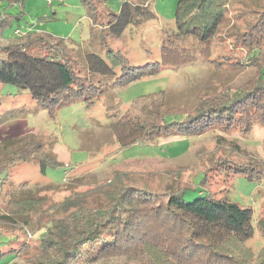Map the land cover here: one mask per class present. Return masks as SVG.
I'll return each mask as SVG.
<instances>
[{"label":"trees","instance_id":"trees-1","mask_svg":"<svg viewBox=\"0 0 264 264\" xmlns=\"http://www.w3.org/2000/svg\"><path fill=\"white\" fill-rule=\"evenodd\" d=\"M23 1H1L5 7L0 13V88L10 85L19 94L27 92L49 113L76 100L90 104L91 95L99 88L97 76L114 75L124 59H113L115 54L109 50L108 65L90 54L83 70L76 67L60 39L31 30L18 37L5 35L12 18L6 9ZM149 1H123L109 28L121 31L138 24L150 14ZM81 2L92 23L97 24L94 0ZM251 2L253 9L241 19L243 27L231 25L218 38L244 51L237 64L255 67L256 78L232 91L222 90L202 99L186 113L155 104L154 110L138 117L136 130L119 138L122 147L147 145L169 136L194 137L212 127L249 131L254 124L264 125V0ZM228 8L229 0H179L177 32L168 40L173 50L192 54L191 62L200 53L206 62L213 60L219 67L227 64L224 55L211 57L210 47L227 20ZM126 66L120 69L122 76L127 74L123 68L131 69ZM2 148V184L9 181L10 170L20 164L35 163L43 174L47 168L60 165L34 135L4 140ZM214 171L215 177L225 181L242 175L261 182L264 161H224ZM200 176L196 185L154 187L138 173H117L110 181L72 192L58 203H48L39 195L9 194L0 211V248L11 246L19 233L26 234L29 229L42 233L35 253L28 254L31 246L25 241L17 249L0 250V264H264V247L256 254L247 247L253 237L251 211L226 196L216 197L207 189L214 177L205 172ZM202 188L205 191L200 197L184 200L187 191ZM255 226L264 239V215Z\"/></svg>","mask_w":264,"mask_h":264},{"label":"rangeland","instance_id":"rangeland-1","mask_svg":"<svg viewBox=\"0 0 264 264\" xmlns=\"http://www.w3.org/2000/svg\"><path fill=\"white\" fill-rule=\"evenodd\" d=\"M123 1L127 0H94L97 24L92 23L81 0H24L6 9L12 18L5 35L18 37L31 30L60 39L77 68L85 70L90 54L109 65V50L115 54L113 59L120 61L122 57L125 62L119 64L114 75L97 76L99 88L91 95L90 104L76 100L56 107L53 113L38 107L27 92L19 94L10 85L0 88V160L5 156L2 141L34 135L60 164L47 168L44 174L32 162L10 170L9 181H0V211L9 194L39 195L48 203H58L72 192L110 181L117 173H138L154 187H183L196 185L205 172L214 177L207 189L216 197L226 196L251 211L253 237L247 247L256 254L264 247V239L255 226L264 215V179L258 182L236 175L225 181L215 177L214 170L224 161H264V125L254 124L249 131L212 127L194 137L169 136L147 145L122 147L119 142L121 136L137 129L138 117L154 110L155 104L186 113L202 99L242 87L256 78L255 67L237 64L244 51L218 38L231 25L243 27L244 13L248 16L249 9H253L251 0H229L227 20L210 47L211 57L226 58L223 61L227 64L221 67L213 60L204 61L200 53L191 62L192 54L173 50L168 40L177 32L175 13L179 0H150L149 16L138 24L113 31L110 21ZM1 5L2 2L0 13L5 7ZM235 62L237 65H231ZM124 65L131 69L123 68L127 74L122 76L120 69ZM137 74L142 75L133 79ZM204 191L189 190L184 200L191 202ZM41 233L31 229L26 234L19 233L17 242L0 250L17 249L26 241L31 246L28 254H33Z\"/></svg>","mask_w":264,"mask_h":264}]
</instances>
